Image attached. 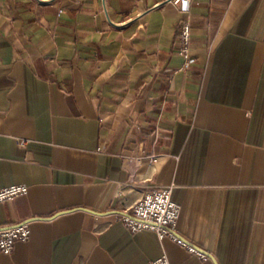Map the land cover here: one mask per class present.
Here are the masks:
<instances>
[{
  "label": "crops",
  "instance_id": "obj_1",
  "mask_svg": "<svg viewBox=\"0 0 264 264\" xmlns=\"http://www.w3.org/2000/svg\"><path fill=\"white\" fill-rule=\"evenodd\" d=\"M12 185L28 190L0 204V229L35 220L0 264H213L106 214L155 188L217 264H264V0H0ZM76 208L101 215L51 218Z\"/></svg>",
  "mask_w": 264,
  "mask_h": 264
},
{
  "label": "built area",
  "instance_id": "obj_2",
  "mask_svg": "<svg viewBox=\"0 0 264 264\" xmlns=\"http://www.w3.org/2000/svg\"><path fill=\"white\" fill-rule=\"evenodd\" d=\"M189 3L191 0H163L164 3L179 5L181 2ZM179 54L184 58V66H189L192 59H189L190 28L188 24H182L179 29ZM155 157L150 160L156 162ZM28 188L24 185H12L0 189V204L11 201L27 193ZM181 207L171 199L170 188H155L146 193L139 202L131 208L114 214L115 221L123 223L132 233L143 229L156 232L158 238L167 236L174 242L188 247L190 251L195 250L182 242L175 233V228L180 218ZM30 237L29 223H22L15 226H8L0 229V254L10 255L13 245L18 241H27ZM200 257L205 259L199 253ZM150 264H169L166 258H161Z\"/></svg>",
  "mask_w": 264,
  "mask_h": 264
},
{
  "label": "water",
  "instance_id": "obj_3",
  "mask_svg": "<svg viewBox=\"0 0 264 264\" xmlns=\"http://www.w3.org/2000/svg\"><path fill=\"white\" fill-rule=\"evenodd\" d=\"M75 210H84V211H87V210H85V209H80V208H76V209H71V210H68V211H62V212H59V213H55V215L53 216V217H51V218H54V217H56V216H60V215H63V214H68L69 212H71V211H75ZM87 212H89L90 214H94V215H101L100 213H96V212H93V211H87ZM106 214H122V212H113V213H106ZM104 215V214H103ZM51 218H47V219H45V220H49V219H51ZM32 220H35V219H31V220H29V221H26L25 223H29L30 221H32ZM176 236L182 241V242H184L187 246H189V247H191V248H193L196 252H198V253H200V254H202L203 256H205V257H208L210 260H211V262L213 263V264H217L216 262H215V260L208 254V253H206V252H204V251H202V250H200V249H198L196 246H194V245H192L191 243H188L186 240H184L182 237H180L178 234H176Z\"/></svg>",
  "mask_w": 264,
  "mask_h": 264
}]
</instances>
